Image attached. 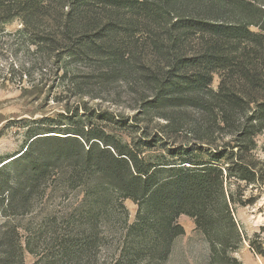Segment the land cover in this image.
Masks as SVG:
<instances>
[{"label":"trees","instance_id":"16d2710c","mask_svg":"<svg viewBox=\"0 0 264 264\" xmlns=\"http://www.w3.org/2000/svg\"><path fill=\"white\" fill-rule=\"evenodd\" d=\"M243 2L0 0V17L19 18L22 27L16 34L34 46L32 63L41 69L40 81L54 74L72 93L90 95L85 85L108 76L123 81L139 101L133 124L115 119L122 134L115 161L123 165L94 169L109 182L102 190L92 184L89 219L97 217L113 190L137 205L135 220H127L123 230L130 250L127 254L122 248L114 264H134L143 256L167 259L174 240L185 233L178 222L181 214L192 217L205 235L211 261L242 240L233 207L253 204L246 187L264 184V159L257 154L264 132V8ZM215 72L220 73L216 89ZM82 110L80 116L77 107L74 117L87 126L28 129L26 145L12 160L28 158L36 144L55 136L83 148L82 139L89 163L96 140L109 141L105 131L97 133L94 127L102 112ZM186 110L198 117L185 115ZM131 127L140 131L146 150L158 140L169 144L168 159L140 157ZM182 134L193 141H178ZM251 246L264 256L262 247L253 241ZM127 256L131 259L124 261Z\"/></svg>","mask_w":264,"mask_h":264},{"label":"rangeland","instance_id":"374dc122","mask_svg":"<svg viewBox=\"0 0 264 264\" xmlns=\"http://www.w3.org/2000/svg\"><path fill=\"white\" fill-rule=\"evenodd\" d=\"M241 1L264 8V0ZM231 2L237 5L240 0ZM21 27L19 18L0 17V166L5 165L0 173V264H114L122 248H127V254L130 250L123 230L127 220H135L137 205L131 198H119L111 188L102 210L96 218L89 219L92 184L98 183L102 190L109 182L94 169L97 165H123L115 161L114 147L122 137L115 119L121 121L123 117L133 124L139 101L136 95H130L123 81L108 76H96L90 86L85 85L84 89L96 98L72 93L54 74H47L40 81L41 69L32 63L36 57L34 46L25 36L16 34ZM251 29L259 30L256 26ZM219 82L220 73L215 72L213 88ZM84 106L102 112L103 118H94V127L97 133L105 131L104 137L109 141L106 145L104 139L96 140L98 147L89 163L85 160L87 143L82 139L83 148L77 141L55 136L36 144L28 158L12 160L26 145L28 129L43 125H72L78 129L87 126V122L74 117L77 107L81 108L79 115H84ZM186 111L185 115L198 117L196 112ZM129 131L139 143L140 157L151 161L168 159L171 146L164 140L146 150L145 140L140 143V131L133 127ZM187 140L193 141L184 134L178 137V141ZM258 142L257 154L264 159V132ZM88 165H94L93 170H86ZM245 193L253 196L255 202L233 207L242 234L234 250L228 249L227 254L211 261L205 235L196 228L192 217L181 214L178 222L185 233L174 240L168 258L143 256L134 264H236L233 259L241 264H264V256L251 246L253 241L264 249V184L260 188L246 187ZM126 259L131 258L123 260Z\"/></svg>","mask_w":264,"mask_h":264}]
</instances>
